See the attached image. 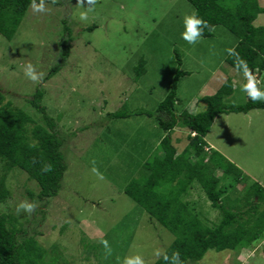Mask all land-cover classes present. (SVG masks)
Instances as JSON below:
<instances>
[{
    "label": "rangeland",
    "instance_id": "374dc122",
    "mask_svg": "<svg viewBox=\"0 0 264 264\" xmlns=\"http://www.w3.org/2000/svg\"><path fill=\"white\" fill-rule=\"evenodd\" d=\"M259 1L264 7V0ZM193 12L186 0H43L28 8L11 41L0 35V91L5 100L41 124L28 102L40 88L42 105L49 116L60 117L64 134L67 169L57 196L42 208L36 183L14 169L6 179L10 198L0 203L1 214L13 216L28 236H35L48 264H134L137 258L153 264L174 240L123 193L158 151L163 131L153 118L111 120L109 113L123 104L131 111L154 112L177 69L185 75L178 81L175 114L202 112L200 98L215 94L227 80L234 90L226 104H244L250 91L264 93V72L256 82L251 78V87L247 73L227 65L237 38L226 28L216 26L211 37H199L194 44L182 38L184 17ZM63 22L71 29L69 55L44 80L62 49ZM92 25L96 28L86 29ZM253 25L264 26V14ZM141 58L145 73L136 79L134 69ZM28 63L40 75L37 81L25 75ZM187 135L181 127L171 132L177 152L188 144ZM204 140L243 173V184L228 187L230 198L241 197L255 183L264 188V110L220 115ZM222 168L216 170L217 178ZM230 182L221 180L220 185ZM183 199L208 224L220 220L198 185ZM23 200L35 202L36 210L17 213ZM197 264H264V233L246 249L209 250Z\"/></svg>",
    "mask_w": 264,
    "mask_h": 264
},
{
    "label": "trees",
    "instance_id": "16d2710c",
    "mask_svg": "<svg viewBox=\"0 0 264 264\" xmlns=\"http://www.w3.org/2000/svg\"><path fill=\"white\" fill-rule=\"evenodd\" d=\"M198 18L209 23L200 37L212 36L216 26H223L237 38V43L225 61L231 68L252 76L264 72V26L253 22L264 8L258 0H186ZM43 0H0V35L11 41L27 12ZM92 25L86 28L95 29ZM63 37L58 60L49 69L44 80L50 79L66 63L69 55L71 29L63 22ZM178 68L181 59L175 51ZM145 61L140 59L134 69L135 78L145 73ZM185 73L176 70L170 88L154 112L137 109L131 111L123 104L108 114L111 120L128 119L132 116L153 118L164 133L158 151L140 168L137 178L131 179L123 193L130 198L151 222H156L174 236L172 243L153 264H174L172 254L180 253L183 264H197L207 251H239L249 248L264 233V188L259 184L248 186L239 198H230L227 189L243 184L242 171L219 152L208 149L204 138L210 132L216 118L231 113L247 114L251 110H264V100H253L250 94L244 104H226L232 95L233 85L227 80L211 96L200 98L205 108L191 114L174 113L178 103L179 78ZM43 91L37 88L28 100L40 114L42 123H36L26 112L5 100L0 91V203L10 198L6 186L8 174L19 169L38 187L36 199L42 208L47 200L57 196L63 175L67 169L62 152L64 134L58 120L48 115L42 105ZM181 127L188 131V144L177 152L172 144L171 132ZM50 163L53 170L41 172L42 163ZM222 168V177L215 172ZM230 183L220 185L221 180ZM195 185L200 187L211 207L220 215L217 223L208 224L183 198ZM32 196V193H28ZM46 250L34 235L28 236L21 224L11 215L0 213V264H48L44 260ZM50 264H55L50 260Z\"/></svg>",
    "mask_w": 264,
    "mask_h": 264
},
{
    "label": "clouds",
    "instance_id": "9594fccd",
    "mask_svg": "<svg viewBox=\"0 0 264 264\" xmlns=\"http://www.w3.org/2000/svg\"><path fill=\"white\" fill-rule=\"evenodd\" d=\"M41 10L42 7H41ZM86 17L84 14L81 15V19H85ZM184 25H185V31L181 33V36L184 40H186L190 44H194L198 41L199 37L202 35V31L204 28H209V23L202 18H198L197 14L193 12L190 15H186L184 17ZM25 75L31 79L32 81H37L40 78V75L37 73L35 67L28 63L25 66ZM251 98L253 100H256L258 98H264V93H260L259 91H250L249 92ZM53 170V166L50 163H42L41 166V172L48 173ZM95 171V169H93ZM37 208V204L35 202H29L28 200H23L17 205V213H20L21 211L26 213H33ZM172 259L174 261V264H183V262L180 260V253L174 252L172 254ZM127 264H133V262H127ZM134 264H143V261L137 258V260L134 262Z\"/></svg>",
    "mask_w": 264,
    "mask_h": 264
},
{
    "label": "crops",
    "instance_id": "0c3cea01",
    "mask_svg": "<svg viewBox=\"0 0 264 264\" xmlns=\"http://www.w3.org/2000/svg\"><path fill=\"white\" fill-rule=\"evenodd\" d=\"M260 1L258 0V3H259ZM260 5V4H259ZM262 7V6H261ZM264 8V7H263ZM260 15V14H259ZM258 17V16H257ZM249 76V75H248ZM258 76H260L259 74H257L256 72H255V74H253V76H252V78L254 79V81L256 82L257 81V79H259V77ZM233 90H234V88H233ZM229 97V96H228ZM207 146H208V149H212V150H214L213 149V146H211V145H208L207 144Z\"/></svg>",
    "mask_w": 264,
    "mask_h": 264
}]
</instances>
